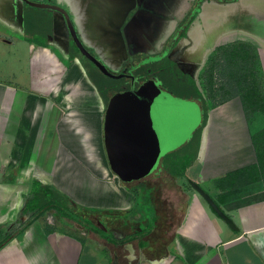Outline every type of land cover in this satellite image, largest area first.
I'll use <instances>...</instances> for the list:
<instances>
[{
	"label": "crops",
	"instance_id": "0c3cea01",
	"mask_svg": "<svg viewBox=\"0 0 264 264\" xmlns=\"http://www.w3.org/2000/svg\"><path fill=\"white\" fill-rule=\"evenodd\" d=\"M27 1L0 0V39L16 48L13 59L27 47L30 65L28 82L17 72L15 82L0 74V264H264V182L238 188L218 182L257 162L252 137L264 128V113L247 114L239 96L210 105L199 152L184 175L163 167L123 182L108 164L103 131L105 108L118 90L108 84L106 97L100 93L82 52H71L70 34L109 73L136 58L142 51L128 50L144 38L155 60L172 49L181 53L176 62L197 72L219 48L244 43L264 82V0H122L125 10L109 0ZM194 1L200 3L187 36L163 52L179 27L170 32L169 20L192 12ZM41 31L53 36L39 39ZM35 180L103 211L105 232L95 230L96 219L74 232L71 221H53L54 209L41 216L26 210Z\"/></svg>",
	"mask_w": 264,
	"mask_h": 264
},
{
	"label": "trees",
	"instance_id": "16d2710c",
	"mask_svg": "<svg viewBox=\"0 0 264 264\" xmlns=\"http://www.w3.org/2000/svg\"><path fill=\"white\" fill-rule=\"evenodd\" d=\"M194 18L195 14H191L190 17H188L186 21L179 26L178 30L173 34L172 38H170L167 46H171V44L176 46L182 37L187 36L188 28ZM250 56H252L254 65L257 68L256 56L253 53L251 46L244 43H236L219 48L217 53H215V55L210 58L208 62L209 65L206 70V85L210 91L209 95H216V92L214 94V91L216 90L214 88L215 67L219 65L222 58L247 60L248 57L251 58ZM146 59V57L143 58V60ZM138 64L139 66L134 69V74L137 77V81L134 84L130 83V80L127 78H122L118 82H113V80H111L114 84L113 88L116 90H122L129 89L132 86L137 87L141 82L151 77H155L161 82V86L164 89L176 96L194 99L198 101L201 106L203 114L202 125L196 130L193 138L190 141L177 150L168 153L163 158L160 167V170L163 167L168 168L169 171L174 175H184L187 168L194 162L199 152L202 131L208 123L209 118V101L198 85L197 80H195V78H193L191 75L182 74L181 70L177 67V62L173 60L171 56L166 55L163 58L147 63L140 61ZM181 74L183 76H181ZM247 81L249 80L246 77H237V79L234 81V85H236L235 87H233L232 82L230 84V88L222 87V92L227 97H224L221 101L213 102V105L222 104L232 97L239 96L243 108L247 114L257 110L264 112V106H259L257 103L260 97V101H264V95H261L258 92L259 82H257V79H254V86H252L251 89L249 87L246 88ZM109 84L112 83L110 82ZM252 141L256 150L257 162L228 173L218 181L219 184L232 183L234 188H238L257 181L264 182V128L253 135ZM51 209H54L56 212H58L61 218L67 219L68 221L72 220L82 227L94 225V219L101 220L100 215L103 212L98 209L77 205L69 197L63 195L54 188L45 186L40 181L35 180L33 182L31 197L26 204V210H37L38 215L41 216ZM93 227L91 226V229ZM95 228V230L100 233L105 232L104 229L99 226Z\"/></svg>",
	"mask_w": 264,
	"mask_h": 264
},
{
	"label": "water",
	"instance_id": "95a60500",
	"mask_svg": "<svg viewBox=\"0 0 264 264\" xmlns=\"http://www.w3.org/2000/svg\"><path fill=\"white\" fill-rule=\"evenodd\" d=\"M202 123L198 101L172 94L154 77L116 92L107 104L103 126L110 169L123 182L148 177L160 169L168 153L190 141ZM189 183L232 229H239L210 193L192 179ZM98 224L106 229L101 220Z\"/></svg>",
	"mask_w": 264,
	"mask_h": 264
},
{
	"label": "rangeland",
	"instance_id": "374dc122",
	"mask_svg": "<svg viewBox=\"0 0 264 264\" xmlns=\"http://www.w3.org/2000/svg\"><path fill=\"white\" fill-rule=\"evenodd\" d=\"M30 1H27V2L30 3ZM121 2H122V0H109V4L111 6L114 5V7L117 6L118 8H120V10H125V8L120 7L122 5ZM191 3L194 5L192 12L187 13L186 16H182V15L175 16V17H173V18H171L169 20V22H168L169 27L168 28H169L170 32L175 27V23L176 22H179V25H181L183 22L186 21V19L188 17H190L191 14L194 15L196 13V11H198L197 5L200 2L194 1V2H191ZM25 8L28 9L27 12L29 10H31V6L30 5H27ZM112 8H113V6H112ZM38 9L37 10L34 9V10L36 12H38V13L39 12H44V11H41V10H38ZM26 27H27L26 29H29V25L28 24L26 25ZM42 33H43L44 36L36 35V37H38L39 39H42L41 37H45V36L46 37L47 36L48 37H52L53 36L52 34L51 35H46L45 32H42ZM70 34L73 37L74 42L76 44V46H74L72 44L71 52L75 53V54H78L77 49H79L82 52L81 54L79 53V56L81 57V59H82V61L84 63V67H85L90 79L97 85L100 93L102 95L105 94V97H106V93H107V90H108L107 86H108V84L110 82L113 84L114 81L112 82L111 78L114 77V76L103 69L102 65L98 62L99 59L96 56L97 54H96L95 51H93L91 49H87V47L85 45L81 46L76 41L75 35H74L72 30L70 31ZM144 39L145 40H142L141 42H138L135 45V48H130L128 50L129 52H134L136 50L137 51L141 50L142 52H138V55L136 56V58H134L133 56H130V60L128 62H125L124 64H122L120 69H118V70L115 69L113 72L120 73L121 71H124V72L127 73L128 71L131 70L133 64H137L138 62L143 61L144 57L147 58L146 59L147 61L155 60L154 59L155 57L153 58L152 56H149V54H148L149 53L148 51L150 50L149 46L151 45L150 37L149 38H144ZM167 45H168V43L166 44V47L164 48L163 52H166L167 50H169V49H167ZM169 47H170V45H169ZM172 48H173V46H172ZM85 51L89 52V55L86 54ZM16 52L17 51H16L15 47L7 46L0 39V74H2L3 78H6V77L9 76L8 79H11L13 82H15V79H14V76L12 75V73L14 74V73L17 72L16 74L19 75V76H17V78L22 76L23 77L22 79L25 82L26 81L28 82V80L26 78L29 76V67H30V65H29V58H28V55H27V47L24 48L23 54H21L19 56V58L13 59V57L14 58L17 57L16 56ZM253 53H254V51H253ZM131 55H133V53H131ZM169 55L171 56V58L173 60H177V59H180L181 53L179 54L176 51L172 52V49H170ZM250 57L251 58L248 57L247 60L223 59L222 58V60L219 63V65H217L215 67L216 69H215V77H214V80H215L214 88L216 90L214 91V94L216 92V95H214V96H210L209 95L210 91L208 90V87L206 85V75H207V73H206L207 71L206 70H207V67H208L209 63L205 67L203 72H201V71L197 72L196 70L194 71V69L192 67L186 66V65H182V63H178V62H177V67L181 70L182 74L191 75V76H193V78H195V80H197L198 85L200 86L201 90L204 92L205 96L207 97V99L209 101V105H213V102L221 101L224 97H227V96H225V94H223L221 88L222 87L223 88H228V87L230 88L231 82H232L233 87H235L236 85H234V81H235V79H237V77H239V78L240 77H246L249 80L246 83V88L249 87L251 89H252V86H254V83H253L254 79H257V82H259L258 92L261 95H264V82L262 81V79L259 76V71L257 70V68L254 65V62H253L254 60H252V56H250ZM6 59H8V61H10V63L6 64L5 63ZM18 61H21V62H19V64H17ZM5 72H10V75H6ZM182 74H181V76H183ZM22 79L20 78V80H22ZM244 86H245V84H244ZM260 98H259V100L257 98V100H258L257 103H258L259 106H264V101H260ZM257 111L264 113L261 110H257ZM54 214H56L57 217L55 216L53 221L55 220L56 223H60L59 219L61 218V216L56 211H55ZM70 221L72 223V225L70 226L71 230L74 231V232H80L81 226L78 225L77 223H75L72 220H70ZM63 226H64V224H63ZM99 227L102 228V226H100V225H99Z\"/></svg>",
	"mask_w": 264,
	"mask_h": 264
},
{
	"label": "flooded vegetation",
	"instance_id": "af4514ba",
	"mask_svg": "<svg viewBox=\"0 0 264 264\" xmlns=\"http://www.w3.org/2000/svg\"><path fill=\"white\" fill-rule=\"evenodd\" d=\"M180 26V25H179ZM179 28V27H178ZM177 31V30H176ZM139 66V64H133V66H132V68H131V70L130 71H128L127 73L126 72H124V71H121L120 73H115V72H113L112 71V73L111 74H113L114 75V77H112L111 78V80H113V81H120L122 78H127V79H129L130 80V83H135L136 81H137V77H136V75L134 74V69H136V67H138ZM121 75V76H120ZM152 78V77H151ZM155 78V77H154ZM130 89V88H129ZM124 90H127V89H122V90H118V91H116V92H120V91H124ZM116 92H114L113 94H112V96L116 93ZM111 96V97H112ZM110 97V98H111ZM110 100V99H109ZM109 102V101H108ZM108 104V103H107ZM107 107V106H106ZM105 110H106V108H105ZM159 171H160V169L159 170H157L156 172H154L153 174H158L159 173Z\"/></svg>",
	"mask_w": 264,
	"mask_h": 264
}]
</instances>
